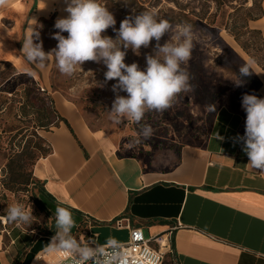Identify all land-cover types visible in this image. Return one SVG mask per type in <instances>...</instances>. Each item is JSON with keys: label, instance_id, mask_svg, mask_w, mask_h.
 Instances as JSON below:
<instances>
[{"label": "crops", "instance_id": "obj_1", "mask_svg": "<svg viewBox=\"0 0 264 264\" xmlns=\"http://www.w3.org/2000/svg\"><path fill=\"white\" fill-rule=\"evenodd\" d=\"M65 6L64 0H8L0 7V64L13 68L5 82L31 77L52 119L38 130L46 151L32 170L52 222L2 224L0 264H55L44 248L55 235L58 203L72 212L78 240L96 234L101 244L108 237L125 243L135 226L149 237L170 235L178 264H264V173L247 165L239 139L243 109L224 101L202 135L191 131L168 146L141 143L120 126H91L53 88V55L41 67L21 51L42 22L68 15ZM249 64L264 98V69Z\"/></svg>", "mask_w": 264, "mask_h": 264}, {"label": "rangeland", "instance_id": "obj_2", "mask_svg": "<svg viewBox=\"0 0 264 264\" xmlns=\"http://www.w3.org/2000/svg\"><path fill=\"white\" fill-rule=\"evenodd\" d=\"M132 1L100 0L102 6L107 7L114 15L116 29H119L120 22L126 17L143 12L153 13L158 20H168L172 25V35L176 33L178 25H192L194 47L191 59L182 67L190 74V83L194 89L180 93L166 111L146 112L139 123L124 118L123 122L117 125L109 113L116 95L112 90L116 81H105L104 73L107 69L103 63L85 62L81 68L77 67L73 75L67 76L59 72L53 54L52 86L76 104L88 124L93 127L120 126L129 131L128 137L133 135L141 143L168 146L175 140L177 142L186 140L191 131L202 135L220 103L231 102L243 109L244 94H254L259 97L258 81L253 73L243 78L241 86H237L234 81L239 75V67L246 63L245 60L255 67L261 66L254 58L264 64V15L258 19H251L248 21V27L244 28V13L240 14L234 30L239 34V40H237L235 35L222 24V18L218 19L214 25H208L192 16L178 15L179 20H170L165 15L171 14L168 13L170 8L178 11L175 0H161L156 6H152L149 2L154 3L155 0H145L141 8ZM177 1L184 4L189 2V0ZM225 1L230 3L229 0ZM206 3L209 4L210 12L215 13L217 7L215 0L208 2L201 0V5ZM252 3L253 0H248L247 5L250 6ZM204 8L206 9L207 6ZM224 10L226 12L222 17H225L231 9L224 6ZM54 25L53 21L41 23L38 43H42L43 48L53 50L58 43L53 38L58 31ZM103 34L116 38V32L112 28L107 29ZM63 35L67 36V33ZM169 39L170 35L165 34L160 44L163 45ZM119 43L117 41V44ZM155 44L156 41L153 40L148 48L141 47L139 55L127 49L125 63L136 62L141 69H144L145 57L153 54ZM12 73L11 66L0 64V107H7L6 111L0 114V168L4 167L3 171L6 174L5 181L3 180L4 187H0V216H6L8 207L22 204L26 208L32 206V214L36 218L34 223H51L52 219L45 205L47 203L41 195V183L33 177L32 173L35 160L46 151L45 145L38 136V130L42 128L41 124L46 122L44 115L46 108H43L45 105L39 98L37 86L28 75H17L5 82ZM119 94L126 95L124 92ZM213 106H215L214 110ZM243 111L245 112L244 109ZM145 124L150 125L153 130L149 139H144L140 134L141 127ZM13 177H16V181ZM27 177H30L29 184L23 181ZM0 223H2L1 218ZM146 236H148L147 231ZM170 260L166 258L163 264H171Z\"/></svg>", "mask_w": 264, "mask_h": 264}, {"label": "clouds", "instance_id": "obj_3", "mask_svg": "<svg viewBox=\"0 0 264 264\" xmlns=\"http://www.w3.org/2000/svg\"><path fill=\"white\" fill-rule=\"evenodd\" d=\"M7 3L8 0H0V7ZM64 3V11L68 15L55 22L54 27L58 30L53 37L58 41L56 47L45 52L42 43L35 42L39 40V33L34 31L24 40L21 51L28 62L41 67L54 54L59 72L67 76L73 75L85 62L103 63L107 69L105 81H116L112 88L116 95L109 113L117 125L124 118L139 123L146 112L166 111L180 93L194 89L190 74L182 67L191 59L194 47L192 25H178L172 35V25L168 20H158L153 13L143 12L126 17L116 29L114 15L102 6L100 0H64ZM109 28L116 32L115 39L103 34ZM65 32L67 36L63 35ZM165 34H169L170 39L161 45ZM153 40L156 41L153 54L145 57L144 69L136 62L125 63L127 49L139 55L141 47L148 48ZM252 73L249 63L242 64L235 84L241 86L243 78ZM120 92L126 95H120ZM242 107L246 112L245 133L239 139L249 159L247 165L264 173V98L244 94ZM140 134L149 139L153 130L145 124ZM217 138L223 139L219 134ZM32 211V206L26 208L16 204L7 208L4 218L9 223L31 225L36 220ZM74 227L76 221L72 212L58 203L55 208V235L44 251L61 254L70 259L71 264H127L126 254L119 251L117 239L108 237L101 244L95 234L87 241L78 240L72 235Z\"/></svg>", "mask_w": 264, "mask_h": 264}, {"label": "trees", "instance_id": "obj_4", "mask_svg": "<svg viewBox=\"0 0 264 264\" xmlns=\"http://www.w3.org/2000/svg\"><path fill=\"white\" fill-rule=\"evenodd\" d=\"M210 0H206L208 2ZM230 3H226L225 0H215L217 7H216V12L212 13L210 12L209 4H203L201 5V0H189L188 3L184 4L181 1L175 0L174 2L176 3V9L175 8H170L168 11L169 14H166L165 16L168 17L170 20L177 21L178 15L180 16H192L195 19L201 21V22H206L208 25H214L216 22H218V19L222 18V24L225 26V28L230 32L233 33L236 37L237 40H239V34L235 33L234 30L236 29L237 26V21L239 18V15L244 13V18H245V23H244V28L248 27V21L251 19H258L264 15V7H263V1L264 0H253L252 5L248 6V0H229ZM145 0H133L132 3L135 4L137 7H142L144 5ZM152 6L159 5L161 0H155L154 3L152 1H149ZM201 6V7H200ZM204 6L207 8L205 9ZM224 6H228L231 10L228 11L225 20L224 16L226 10L223 11ZM244 11V12H243ZM221 12V13H220ZM181 20V18H180ZM254 58V57H253ZM255 61L258 62V64L264 68V64L259 61L257 58H254ZM44 103V109L46 108V113H44L46 117V122L41 124L42 126H47L49 124V121L52 119L50 118V112L51 108L48 104V101L46 99H42ZM22 166V165H21ZM33 173V172H32ZM16 181V177H13ZM30 177L24 179V183L29 184ZM22 181V182H23ZM2 226V223H0ZM1 228V227H0ZM166 258H170L171 264H178V261L176 259V256L174 254V251H170L166 254ZM164 260V261H165ZM18 262V259L15 260L14 264Z\"/></svg>", "mask_w": 264, "mask_h": 264}, {"label": "built area", "instance_id": "obj_5", "mask_svg": "<svg viewBox=\"0 0 264 264\" xmlns=\"http://www.w3.org/2000/svg\"><path fill=\"white\" fill-rule=\"evenodd\" d=\"M40 91H45L40 87ZM0 168V187H4L6 174ZM2 224L5 225L7 220L0 216ZM121 226V223H117ZM119 251L126 254L127 264H163L165 256L172 251L171 237L168 234H158L146 236L140 227H131L130 239L125 243L119 244ZM55 264H71L70 259H66L61 254H55Z\"/></svg>", "mask_w": 264, "mask_h": 264}]
</instances>
